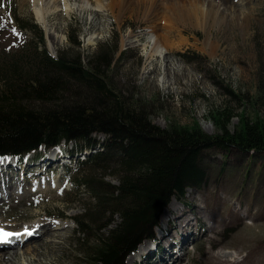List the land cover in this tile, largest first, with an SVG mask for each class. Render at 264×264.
I'll list each match as a JSON object with an SVG mask.
<instances>
[{
    "label": "rangeland",
    "instance_id": "obj_1",
    "mask_svg": "<svg viewBox=\"0 0 264 264\" xmlns=\"http://www.w3.org/2000/svg\"><path fill=\"white\" fill-rule=\"evenodd\" d=\"M149 1L156 5L153 8L156 9L157 19L153 17L154 11L147 14L144 9H121L118 0H66L69 11L51 9L45 19L46 32L52 30L62 38L55 45L57 53L67 52L69 57L80 61L83 55L90 58L97 45L117 44L118 50L111 65L112 84L128 98L130 107L146 109L152 124L160 129L188 126L198 128L208 137L220 136L221 131L214 119H209L208 112L225 103L233 114L226 128L227 134L241 127L243 116L264 118V0H214L220 11L208 24L205 23L206 9L203 5L208 0ZM0 2L3 3L1 14L9 0ZM11 2L13 15L19 18V24L23 20L29 21L23 31L29 36L28 31L35 33L38 28L43 30L45 46L51 50L52 46H48L51 39L46 38L44 28L40 27L41 23L32 9L33 2ZM60 3L61 0H56V5ZM173 3L180 10L171 12L168 7ZM78 4L85 7L79 10L75 7ZM97 6L98 10L93 11L92 8ZM187 13L193 15L190 17ZM242 18L247 21L244 27L240 26ZM168 30L171 31L170 41L166 42L164 35ZM151 34L160 41L162 54L148 60L147 42ZM71 38H75L73 43ZM206 41L217 46L215 51L209 53L210 50L204 46ZM168 43L174 44L170 50ZM31 62L29 58L20 61V64ZM227 90L232 91L235 98L229 96ZM5 118L9 117L0 115V120L8 121ZM12 123L15 122L12 120ZM112 148L116 152L117 148ZM211 149H203L200 154L203 162L200 163L208 176L203 188L208 185L205 194L210 198L204 200L208 204L209 220L205 222L206 216L203 217L202 225L212 226L213 230L207 237H204L205 231L199 240L202 241L200 252H194L196 247L191 249L187 244L188 238L178 236L183 241L177 246L182 243V247L188 249V255L175 264H231V258L240 263L242 261L241 264H264V152H245L234 147L219 149L215 146ZM109 180L117 185V180ZM62 191L68 194V190L63 188L49 190L43 197H32L28 191L19 194L17 198L22 197L24 205L17 211L0 207V224L19 228L21 225L32 226L31 223L37 220L43 222L49 215L57 213L76 218L87 211L88 206L92 210L93 202L89 196L81 194L78 202L77 199L68 201L73 196L61 198ZM187 191L190 195H185L186 199L181 201L185 203L174 201V204L183 212L184 207L189 205L191 209L184 213L191 216L193 206L199 203L198 198L204 192ZM167 210L159 217L160 226L157 224V230L154 228L155 236L161 240L168 235L167 232H173L165 226ZM173 216L171 214V218ZM104 217L107 214L102 219ZM72 220H63L62 227L65 228L53 232L47 240L42 238L35 243L36 247L35 244L23 246L25 249L35 247L33 253L39 255L35 257V262L29 264L93 263L87 258L97 251L96 241L88 233H76ZM39 221L38 224L41 223ZM109 222L107 228L101 230L102 236L110 235L120 220L113 216ZM191 223L193 226L188 237L198 226L194 224V218ZM158 242L161 243L160 240ZM160 250L164 254H161L163 260L159 264L179 257L167 248L166 243ZM223 254H226L227 261L221 260ZM148 260L153 263L155 259H145L139 264H149L146 263ZM13 264L26 262L17 255Z\"/></svg>",
    "mask_w": 264,
    "mask_h": 264
},
{
    "label": "trees",
    "instance_id": "obj_2",
    "mask_svg": "<svg viewBox=\"0 0 264 264\" xmlns=\"http://www.w3.org/2000/svg\"><path fill=\"white\" fill-rule=\"evenodd\" d=\"M117 50V44L103 43L82 61L67 52L57 60L41 52L27 65L20 64L19 56L0 66V115L9 117L0 120V155H23L60 139H85L94 131L109 136L107 156L83 164L72 180L76 194L81 186L93 202L92 210L88 206L75 218L80 232L98 246L87 258L92 264H122L151 235L171 197L181 199L184 187L199 185L206 176L200 163L203 149L264 152V118L243 116L241 127L227 134L233 117L228 103L208 112L222 136L208 137L196 127L153 125L146 109L130 107L112 84ZM227 93L235 98L232 91ZM113 216L119 225L102 236Z\"/></svg>",
    "mask_w": 264,
    "mask_h": 264
},
{
    "label": "bare ground",
    "instance_id": "obj_3",
    "mask_svg": "<svg viewBox=\"0 0 264 264\" xmlns=\"http://www.w3.org/2000/svg\"><path fill=\"white\" fill-rule=\"evenodd\" d=\"M23 1H27V0H23ZM30 1L33 2V8L32 9L34 10V12L36 14L37 20L39 21V23H41V26L44 28L46 38L47 39H51L50 40L51 42L49 41L48 46L51 45L52 46L51 47V50L53 51L56 48L55 45L58 44L59 42H61L62 38L61 37L59 38L55 32H52V30L47 31V32L51 33L52 38L50 37V34L46 32L47 25H46V20L45 19L47 18V15L49 14V12H50L51 9L54 10V11H57V10L66 11V10L70 9L69 8L70 6H68L66 4V0H61V3L58 4V5H56V0H30ZM213 2H214V0H210V1L208 0L207 4L203 3V5H204V7L206 9V14H205V23L206 24H208L210 21H212L219 14V11H220V9L218 7V4H216V3L214 4ZM118 3H119V7L121 9H124V10H127V9H138V10L144 9V10H146V13L147 14H148L149 11L150 12L154 11L153 12V17H155V19H157L156 9L153 8V6L155 4L152 3V2H150L149 0H118ZM83 6L84 5H79L78 4L75 7L77 9L79 8V10H81ZM98 7L99 6H97L96 9L95 8H92V10L93 11H97L98 10ZM168 9L171 12L180 10L175 3H173V5H171L170 7H168ZM186 15L191 17V15H193V13H187ZM246 25H247V21L244 18H242L241 19V22H240V26L241 27H244ZM170 32L171 31L168 30L167 33L164 35L165 36V39H166V42L170 41L169 40V38H170ZM148 39H149V41L147 42V45H148V53H146L147 54V59L148 60H153V57L159 56V54H162V48L159 45V42L160 41L156 37H154L153 34H151ZM90 40H91V38L88 39V41H90ZM47 42H48V40H47ZM204 44H205L204 45L205 48L210 50L209 53H212L213 50L216 49V47H217L215 44H213L212 42H208V41L204 42ZM170 46H174V44H172V43L169 44L168 43V46H167L168 50L172 49V48H170ZM175 74H177V73H175ZM163 81H164V79H163ZM188 194L190 195V192L187 191V194L186 195H188ZM192 200H195V199L192 198ZM199 201H201L200 198H198V202ZM164 209H165V207H164ZM166 214H167L166 219L168 221L167 228L168 229H171V230H174L175 231L174 233H175V235L177 237L178 236H181L182 238H184V236H185V239L189 238L188 235L191 232V229H192V226H193L192 223H191V220L194 218L195 219V223L194 224H196V225H202V223H204L203 222V217L206 216V212H205L204 207H202L201 205H199V203H197L196 205L193 206V212L191 213V216L190 215H186L183 212V210L180 209L179 207H176L175 204H173L172 209L170 211H169V207H168V210L166 211ZM171 214L174 215L172 218H171ZM37 221H39V220H37ZM37 221H34V222L31 223L33 227H35V226L38 225V222ZM41 221H39V222H41ZM65 223L66 222H64V224ZM202 227H203V225H202ZM207 227L208 226L206 225V228ZM24 228H32V227L31 226H26ZM64 228L65 227H62V226L58 227L55 230H51V229L46 228L44 230L42 236H44L46 238V240H47V238L49 239V237L51 236V233L53 231L54 232L55 231H59V230L61 231ZM154 228L155 227H153V230H154ZM211 231H212V229L210 227H208L206 229V234L204 235V237H207L208 233L211 232ZM33 233H37V231H35ZM179 233H180V235H179ZM2 234H3L2 231H0V235H2ZM27 234H28V232L27 233H22L23 238ZM34 237L35 236L31 237L30 238V241L33 240ZM167 237H171V236L168 235L166 237H163L162 240H160L161 241V243H159L160 248L163 246V243H165L164 240ZM40 238L41 237H38L37 239H40ZM3 240L4 239H0V245H1V247H4L5 246V243H4ZM49 242H51V240H49ZM39 244L40 243H38V245ZM25 245L27 246L28 244H25ZM25 245H23V246H25ZM23 246H22V249H19V250H16V251H11V252H8V253H5L4 251H1L0 250V264H13V262H14V260H15V258H16L17 255L19 256V258L21 260H23L24 262H26V264H29V262H33V261L35 262V257H39L38 254L34 255V253H33V252L36 251V248H35L36 247V244H35V247L28 248V249H25V247L23 248ZM8 249H12V248H8ZM186 249L187 248H183V253L186 251ZM180 251L181 250H179V252ZM231 256L234 257L233 254H231ZM221 257H222L221 260H223V261L224 260L225 261L228 260V258H226V254L221 255ZM229 261H230L231 264H241L242 263V261L240 263L238 260H236L234 258L229 259ZM129 262L132 263L133 262V259H130ZM254 264H263V263L256 262Z\"/></svg>",
    "mask_w": 264,
    "mask_h": 264
},
{
    "label": "snow or ice",
    "instance_id": "obj_4",
    "mask_svg": "<svg viewBox=\"0 0 264 264\" xmlns=\"http://www.w3.org/2000/svg\"><path fill=\"white\" fill-rule=\"evenodd\" d=\"M0 231H2V230H0ZM12 234H15V233H8V232L5 231V232H3L2 235H0V239H7V236L8 235H12Z\"/></svg>",
    "mask_w": 264,
    "mask_h": 264
},
{
    "label": "water",
    "instance_id": "obj_5",
    "mask_svg": "<svg viewBox=\"0 0 264 264\" xmlns=\"http://www.w3.org/2000/svg\"><path fill=\"white\" fill-rule=\"evenodd\" d=\"M158 210V209H157Z\"/></svg>",
    "mask_w": 264,
    "mask_h": 264
}]
</instances>
